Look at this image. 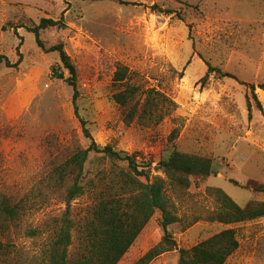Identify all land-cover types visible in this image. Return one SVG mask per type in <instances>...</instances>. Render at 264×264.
<instances>
[{"label": "rangeland", "instance_id": "1", "mask_svg": "<svg viewBox=\"0 0 264 264\" xmlns=\"http://www.w3.org/2000/svg\"><path fill=\"white\" fill-rule=\"evenodd\" d=\"M122 1L129 4L0 0V55L12 63L19 59L18 47L22 55L16 69L0 65V195L25 204L20 221L7 228L0 223V243L12 246L9 262L0 259V264H40L49 236L45 225L65 210V189L50 188L48 179L90 143L79 119L99 147L110 145L134 157L150 182L164 178L158 163L172 148L213 161L215 173L192 177L187 189L166 184L170 212L177 219L168 227L176 249L150 264H176L179 249L228 228L237 229L239 248L225 264H264V218L233 226L206 220L217 208L209 189L222 190L240 206L264 202V194L243 188L248 182L264 184V91L259 88L264 83V0ZM153 4L175 13H152ZM61 16L66 28L45 30L41 38L47 47L62 42L76 67L79 118L72 88L51 76V68L60 65L57 53H43L27 30L41 19ZM206 63L236 79L211 75L201 83ZM118 65L129 69L130 82L167 99L158 124L124 123L111 99L122 89L112 81ZM116 169L128 170L126 163L92 154L86 162L85 192L70 205V256L83 243V224L94 195L102 191L99 172L108 178ZM160 220L156 212L118 264H134L162 239ZM32 229L41 233L29 237Z\"/></svg>", "mask_w": 264, "mask_h": 264}, {"label": "trees", "instance_id": "2", "mask_svg": "<svg viewBox=\"0 0 264 264\" xmlns=\"http://www.w3.org/2000/svg\"><path fill=\"white\" fill-rule=\"evenodd\" d=\"M113 1L129 4L122 0ZM149 9L152 13L166 15L175 13L157 4L151 5ZM65 28L61 16L58 20L41 19L37 25L27 30L33 34L36 46L43 53H57L60 65L51 68V76L53 79L64 80L72 88V106L76 117L79 118L76 67L64 50L62 42L47 47L41 38L45 30ZM17 53L19 59L15 63L10 62L6 56L0 55V65L8 69H16L22 61L19 47ZM206 68L205 75L200 79L201 83L208 81L211 75L236 79L230 73L222 72L209 63H206ZM64 72H67V77L64 76ZM112 81L122 87L111 96V99L122 110L126 125L134 122L141 125H150V123L156 125L162 121L164 116L160 106L167 101L162 94L155 89H144L143 86L130 82L132 81L130 71L123 65L117 66ZM249 88L254 100H257L253 85H249ZM259 88L264 91V83L259 84ZM249 104L248 108H250ZM79 120L82 132L90 143L86 149L76 150L65 162L58 165L48 179L50 188L65 189L63 195L65 210L60 217L52 219L45 225L49 236L40 264H118L156 212L161 214L162 239L134 264H150L163 253L175 250L176 243L168 227L176 223L177 219L170 212V201L165 194V186L169 184L177 189L189 188L192 177L203 179L215 173L213 161L172 148L158 163V169L162 171L164 178H156L150 182L147 171L137 165L134 157L115 151L110 145L99 147L93 141L86 122ZM91 154L101 159H108L114 164L126 163L128 170H113L108 178L99 172L97 180L103 185L102 191L94 195L95 204L91 215L83 224V243L81 242L79 251L70 256L69 248L72 244L74 228L70 218V205L85 192L84 167ZM67 182H70L68 187ZM243 188L253 193L264 194V184L248 182ZM209 195L217 204L216 210L206 216V220L211 223L233 226L264 218V202L250 201L240 206L220 189H209ZM24 214V202H14L11 197L0 195V223L4 228H7L9 223L20 221ZM40 233L39 229L27 231L29 237H36ZM11 248L8 242L0 243V259L4 262H9ZM238 248L237 229H224L190 249H179L176 264H225Z\"/></svg>", "mask_w": 264, "mask_h": 264}]
</instances>
